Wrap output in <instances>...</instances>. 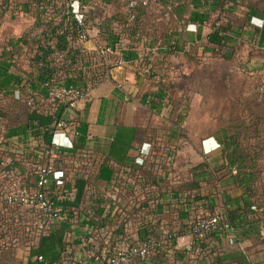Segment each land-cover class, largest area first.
Returning a JSON list of instances; mask_svg holds the SVG:
<instances>
[{"label": "trees", "instance_id": "1", "mask_svg": "<svg viewBox=\"0 0 264 264\" xmlns=\"http://www.w3.org/2000/svg\"><path fill=\"white\" fill-rule=\"evenodd\" d=\"M131 1L133 5L130 6ZM104 2L113 8L112 13L105 12ZM9 6L14 12L32 16L33 23L26 33L10 38L0 46V130L4 137L22 138L31 134L41 138V148L50 146V126L54 117L48 112L49 108L59 107V117L69 115V112L64 113L67 101L64 103L60 97L50 93L61 87H93L108 77L111 68L118 66L120 60L131 66L137 86L147 81L157 84L154 91L145 92V103H156L165 108L170 106V116L166 118L169 125L163 129L170 135H178L180 131L177 130H182L187 105L172 102L169 97V90L176 84L168 80V72L172 67L169 62L171 56L187 52L195 61L197 47L189 46L187 50L183 38L188 12L185 0H81L82 25L72 11L70 0H0V17L1 9ZM219 20L217 18L211 23L206 37V44L210 47L204 48L210 49L213 57L231 61L239 47L237 35L231 31L229 22L223 24ZM94 25L100 39L97 44L110 48L111 52L106 55L88 50L78 42L80 32H88ZM136 53L141 54L138 57ZM258 55L264 57V50ZM21 58L25 59L27 67H22ZM261 96H264L262 91L255 92L251 101H258V105L246 113L239 112L227 125L221 152L227 164L223 162L221 167L211 168L206 162H200L185 168L180 174L186 178L182 177L176 186V189L195 190L196 200L209 195L215 197L217 184L223 178L225 185L241 187L246 199H229L221 208L225 220L240 233L234 244L246 240H253L251 245L264 244V103L259 100ZM241 100L242 103L248 101ZM77 132L73 142L76 150L85 144L86 125L79 123ZM158 132L157 128L145 126L120 127L108 155L98 157L99 160L96 158L95 171L90 170L87 177L67 178L65 174L62 185L52 183L44 188L38 187L37 180L45 157L37 156L34 150L21 153L6 148L0 150V264H14L10 259L15 247L29 240L27 230L37 214L32 209L23 213L19 209L21 203L13 205L6 201L5 195L10 188L23 189L28 193L42 191L53 208L59 211L60 217L50 223L28 248L26 264H61L69 244L78 243L77 239L70 243L66 240L76 213H84L85 222L90 226L107 223L95 220L103 213L106 200L101 191H93L94 195L87 193L89 179L108 183L124 166L128 149L151 143ZM58 151L59 160L68 162L76 158L74 152L69 153L63 148ZM205 174L210 177L206 180L209 184L207 194L203 193L204 179H201ZM145 175L153 177L148 169ZM29 211H32L31 216ZM139 211L136 208L132 213ZM209 211L213 209L210 207ZM211 237L215 241L214 250L221 254L215 257L214 263L262 262L253 256L263 252L264 247L251 253H246V248L227 252L220 237L215 234Z\"/></svg>", "mask_w": 264, "mask_h": 264}, {"label": "built area", "instance_id": "2", "mask_svg": "<svg viewBox=\"0 0 264 264\" xmlns=\"http://www.w3.org/2000/svg\"><path fill=\"white\" fill-rule=\"evenodd\" d=\"M80 1L70 0V5L82 25ZM129 5H133V1ZM88 32L84 30L78 35V42L82 45L89 39ZM91 50L99 55L111 52L110 48H102L98 44ZM123 64L125 62L120 60L118 65ZM93 87H61L50 95L60 97L64 103L67 101L64 110L67 113ZM48 112L54 117L50 126L51 144L48 147H40V137L31 134L22 138L4 137L0 130V150L6 148L14 153L34 150L37 156L46 158V163L38 170L37 184L40 188L52 183L62 185L65 172L54 168L52 164L54 159H58L59 148L76 155V158L69 160L71 176L87 177L96 165V157L85 148V144L82 149L74 148L78 121L70 116L59 117V107L52 106ZM88 138L86 135L85 141ZM32 139L36 141L35 147L30 145ZM175 155V145L167 143L160 135L151 143L140 145L114 178L108 183L102 182L101 192L106 203L103 213L95 220L107 223L90 226L85 222L87 218L84 213H76L68 238L77 239L78 243L75 247L73 244V250L67 248L61 264H223L214 263L220 253L214 250L215 241L211 235L220 237L226 249L225 244L233 245L236 242L237 231L225 220L223 209H214L212 212L200 210L194 198L195 190L176 189L181 178L186 176L173 173ZM147 169L153 177H146ZM86 190L88 194L94 195L89 187ZM5 199L13 205L21 203L37 211L39 209V220L48 222L47 226L60 217L58 209L53 208L52 202L47 200L42 191L28 193L23 189L10 188ZM136 208L140 211L132 213ZM252 208L256 209L255 206Z\"/></svg>", "mask_w": 264, "mask_h": 264}, {"label": "crops", "instance_id": "3", "mask_svg": "<svg viewBox=\"0 0 264 264\" xmlns=\"http://www.w3.org/2000/svg\"><path fill=\"white\" fill-rule=\"evenodd\" d=\"M185 2L188 4L183 33L186 49L188 50L189 46L197 47L193 59L196 61L200 54L205 62L204 66L199 68L192 62L187 52L169 58L173 69L168 74L176 80L181 79L179 88L175 85L179 95L188 94L185 118L181 124L182 130H187V137L181 143V147L179 143L183 139L182 130H177L180 131L178 135H170L163 128L157 129L158 135L177 147L172 168L174 174L200 162H206L211 168H219L223 162L227 164L221 152L227 133L226 127L231 123L232 110L237 109L238 113H246L249 108L258 105V101L251 100L261 85L260 81L256 83V78L264 74L263 59L258 55L264 50V0H185ZM105 8L107 14L112 13L113 8L109 3H105ZM217 18L223 24L229 22L231 31L237 35L238 46L245 50L243 56L236 55L234 60L219 61L226 66L224 72L216 70L217 66L212 67L211 63L216 59L212 57L210 49L204 48L210 47L206 44V37L211 30V23ZM95 25L89 30L90 38L83 43V47L89 50L100 40ZM136 54L139 57L141 53ZM113 68H116V74L110 73L85 97L77 100L74 109L68 115L86 125L89 138L85 141V148L96 158L108 155L113 137L120 127L155 128L169 125L166 118H159L160 125L155 123L153 115L163 116L167 108L156 103H145V94L139 92L131 66L123 64ZM219 78L223 84L220 81L221 88L218 89L225 94L220 96L221 98L216 96L211 86V83ZM241 99L248 101L242 103ZM143 108L145 113L152 114V117H141L140 112ZM139 146L128 149L126 161L134 156ZM180 156L183 159V167L176 165ZM207 178H210L208 174L201 178L204 179L202 186L205 194L209 192ZM223 179L217 184L218 194L215 197L209 195L197 200L200 210L208 211L210 207L213 210L222 208L223 203L229 199L240 197L246 199L241 187L225 185ZM236 234L240 235L239 231ZM242 243L243 241L226 246L227 252L243 249Z\"/></svg>", "mask_w": 264, "mask_h": 264}, {"label": "rangeland", "instance_id": "4", "mask_svg": "<svg viewBox=\"0 0 264 264\" xmlns=\"http://www.w3.org/2000/svg\"><path fill=\"white\" fill-rule=\"evenodd\" d=\"M1 10H2V13H1L2 16L0 17V46H2L6 42V40H8V39H10V38H17V37L23 35L24 33H26L29 30V28L31 27L32 23H33L32 22L33 21L32 16H30L28 14H25L23 12H19V11L14 12L12 6H9L8 8L1 9ZM88 35H89V38H90V35H91V32L90 31L88 32ZM243 54H245V50L242 49L241 47H238V50H237V53H236V55H237L236 57H239L240 55L243 56ZM260 57L263 59V69H264V57L261 56V55H260ZM214 58L216 60L215 61H212L213 62V63H211L212 67H216L217 66V68H215L216 70L219 69V70H221V72L222 71L224 72V70L226 69V66H224V63H222V64H220V63L221 62H228V61L222 60V59H220L218 57H215V56H214ZM21 60H22V67H27V64H26L25 59L21 58L20 61ZM219 61H221V62H219ZM192 62L193 63H196L197 66H199V68H200V67H203L204 66L205 59L203 58L202 55L198 54L197 60L196 61H193L192 60ZM172 69L173 68L171 67L170 70L172 71ZM168 75H169V79L168 80H170V81L173 80L175 82V84L178 85V88H179V85L181 84V79H177L176 80L173 76H171V74H168ZM259 77L260 78H258V77L256 78L257 79V82L256 83L258 84L259 81H260V84L261 85H260V87L256 91L257 92L262 91L264 93V74L263 75H260ZM220 81H221V79L219 78L217 80L215 79L211 83V86L214 88V91H215L216 96L218 98H221L220 96H225V94H223V91L220 90V89H218V88H221V83L223 84V82L221 81V83H220ZM156 87H157V84L155 83V81H149V82L147 81V82H144L139 87V92L141 94H145V92L146 93H149L151 91H154ZM178 88L174 87L173 89H170L169 90V97L171 98L172 102L178 101L181 105H188V94L182 93V94L179 95ZM259 100L262 101V103H264V96H261L259 98ZM241 101H243V100H241ZM164 102H167V99L164 100ZM167 108L168 109L165 110V114L163 116H161L160 114L153 115L154 116V121H155V123H157V125H160L159 124V122H160L159 118L160 119L161 118H168L170 116V113H169L170 106L167 107ZM236 114H238L237 109H233L232 110V117H234ZM140 115H141V117H144V118L145 117H152V114H150L148 112L145 113L144 108H143V110H141ZM1 126H2V128H5L2 123H1ZM155 128L161 129V128H164V127L157 126ZM186 132H187V130H185V129L182 130L183 139H182V142L179 143V146L180 147H181V143H183L186 140L185 139L187 137L186 136ZM152 140H154V137L152 138ZM31 141L32 142H31L30 145L31 146H34L35 143H36V141L34 139H32ZM97 159L99 160V158H97ZM98 162L99 161H97V164H98ZM182 162H183V159L180 156L179 159H178V162H176V165H180L181 167H183V163ZM45 163H46V161H45ZM52 164H53V167L54 168L64 170L67 178H69L71 176V174H72V168L70 167L71 165H70L69 161L66 162L65 159H60L59 160V158H58V159H54L52 161ZM180 173H181V171L179 172V174ZM88 187L90 188V191L91 192H93V190L96 191V192L103 191V183L96 182L94 180V178H93V180L91 178L89 179V186ZM14 207H16V206H14ZM19 209L23 213H25L24 212L25 210H29V209H32L33 212L35 211L37 213L36 214V217L34 218V220L31 221L30 228H28L29 230H27L28 231L29 240L28 241L25 240L21 244L17 245L15 247L14 252H13V258L10 259V262H12L14 264H26L27 255H28V248L32 244H34V242L36 241L37 236L40 235L43 232V230L47 226V223L48 222H44V221L42 222V221L39 220V216L41 215V212H40L39 209L37 211V209L30 208L29 206L24 205V204H22L19 207ZM32 211H29L30 213H28L30 216L32 214ZM67 242L70 243L71 242V239L68 238L67 239ZM253 243H254L253 240H250V241L246 240L245 242L242 243L241 246L244 247V248H246V253H251V252H253L255 250H258V249L264 247V244H254V245H251ZM225 245L226 246H229L227 244H225ZM69 246L71 247V250L74 249L73 248V244L70 243ZM75 246L76 245L74 244V247ZM253 258H256V260L262 261L259 264H264V250L260 254H257L255 256H253Z\"/></svg>", "mask_w": 264, "mask_h": 264}, {"label": "water", "instance_id": "5", "mask_svg": "<svg viewBox=\"0 0 264 264\" xmlns=\"http://www.w3.org/2000/svg\"><path fill=\"white\" fill-rule=\"evenodd\" d=\"M116 68H112L111 70H110V73H111V75H115L116 74Z\"/></svg>", "mask_w": 264, "mask_h": 264}]
</instances>
